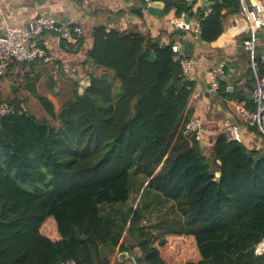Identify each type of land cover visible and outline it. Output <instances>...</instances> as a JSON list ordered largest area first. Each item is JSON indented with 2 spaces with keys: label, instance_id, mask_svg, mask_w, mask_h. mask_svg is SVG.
Here are the masks:
<instances>
[{
  "label": "trees",
  "instance_id": "1",
  "mask_svg": "<svg viewBox=\"0 0 264 264\" xmlns=\"http://www.w3.org/2000/svg\"><path fill=\"white\" fill-rule=\"evenodd\" d=\"M163 2L177 18L192 16L188 0ZM209 8L199 21L206 45L241 5L210 0ZM91 37L85 61L111 70L117 90L88 74L90 85L80 94L75 83L60 110L33 90L59 127L19 98L6 102L18 112L0 120V264H112L118 249L132 254L126 229L137 236L138 264H264L255 253L264 240V152L221 132L207 158L184 133L195 83L182 76L174 42L104 26ZM244 77V86L254 85L250 67ZM223 78L217 99L253 109Z\"/></svg>",
  "mask_w": 264,
  "mask_h": 264
},
{
  "label": "crops",
  "instance_id": "2",
  "mask_svg": "<svg viewBox=\"0 0 264 264\" xmlns=\"http://www.w3.org/2000/svg\"><path fill=\"white\" fill-rule=\"evenodd\" d=\"M188 1L193 8L190 23L195 26L199 24L197 14L201 12L205 0ZM0 5L2 11L0 14V35H5L6 29L21 34L25 30H29L36 20L46 17L56 20L68 29L81 28L83 30L82 37L85 38L81 51L69 53L70 44L74 45L76 42L58 44L54 33L45 32L38 38V41L46 48L52 61L48 63L28 62L22 67L16 62H12L6 73L0 77V99L2 101L9 102L14 98H19L27 112L31 113L30 107L36 108L39 112L37 107L40 105L36 103L37 99L31 94L33 90L37 89L41 95L48 97L46 94L50 93V90L57 93L59 87L68 82V76L74 77L73 79L77 83L76 88L79 89L80 84L77 79L83 80L89 76L88 74L96 78L108 79L112 83L113 89L117 90L120 84L115 80L111 70L96 68L85 61L86 53L93 45L92 30L97 26H104L107 30L138 31L160 45L181 41L183 48L189 46V57L194 58L196 63L188 78L195 83L188 110L193 111V119L203 123V143L200 144L207 158L212 153L217 135L232 124L242 127L243 144L248 149L264 152V139L246 128L238 116L237 104L247 106L246 101L218 100L217 94L210 90L207 78L208 70L219 64H225L223 79L228 83V91L230 88L234 92L246 87L243 84L247 80L244 73L250 67L248 56L240 46L242 37L236 36L233 31V28L241 23L239 14L228 18L224 26V33L216 41V44L206 45L194 32H180L181 30L171 23L177 18L174 10L167 12L165 8V16L162 18L146 12L143 16L135 14L133 10L136 7L144 6L142 0H138L136 3L134 0H131L130 3L124 0H0ZM41 69H48V72H45L48 74L46 77L37 73ZM27 84H30L31 87H28ZM48 98L57 108L53 99ZM142 224L145 222L141 223V226ZM130 234L132 233H128L126 229L122 242L127 248L133 250L132 254L128 251L121 252L118 249L111 257L112 264H133L130 257L141 256V252L136 246L137 236ZM125 253L129 255L128 259H120V256Z\"/></svg>",
  "mask_w": 264,
  "mask_h": 264
},
{
  "label": "built area",
  "instance_id": "3",
  "mask_svg": "<svg viewBox=\"0 0 264 264\" xmlns=\"http://www.w3.org/2000/svg\"><path fill=\"white\" fill-rule=\"evenodd\" d=\"M239 1L241 5L239 13L241 23L235 26L233 31L236 36L242 37L240 46L248 56L249 66L253 73L252 103L254 108L250 109L246 105L239 103L236 109L246 128H257L264 139V76L259 77L258 75L259 65H264V40L256 38L259 33L264 36V0ZM151 4L152 0H143L144 6ZM210 13L211 9L208 7L204 15ZM185 18L186 15L183 14L181 17L172 20L171 23L181 31H192L199 36L201 33L200 25L192 26L190 22L187 23L185 21ZM6 30L5 35H0V77L6 73L12 62H51V56L48 55L46 48L38 41V38L45 32L54 33L58 44L63 41L69 43L77 42L83 36L81 28L68 29L56 20L46 17L36 20L29 30H25L21 34H16L10 29ZM172 50L175 53V61L180 64L182 76L188 79L195 66V59L185 55L181 41H176L172 46ZM225 68V64H219L207 72L210 90L216 94L220 89V81L225 73ZM17 112L18 109L14 105L0 101V120ZM184 133L186 135H194L197 141L203 143L204 126L200 120L192 119L186 125ZM223 133L229 141L244 143L243 129L238 124L229 125ZM255 253L264 257V240L256 246ZM130 259L133 264H138L134 256H131ZM68 264L75 263L69 262Z\"/></svg>",
  "mask_w": 264,
  "mask_h": 264
},
{
  "label": "water",
  "instance_id": "4",
  "mask_svg": "<svg viewBox=\"0 0 264 264\" xmlns=\"http://www.w3.org/2000/svg\"><path fill=\"white\" fill-rule=\"evenodd\" d=\"M124 1L127 2V3H130V2H131V0H124ZM137 1H138V0H134V3H136ZM189 6H191V3H190ZM208 7H209V1H208V0H205L204 3L202 4L201 12L197 14V20H198V21H200V19L202 18V15L204 14L205 10H206ZM164 9H165V4H164L163 0H152V4H151V5H148V6H138V7H136V8L133 10V12H134L135 14L139 15V16H143V14L146 12L147 14H150V15H152V16H156V17H161V18H162V17L165 16ZM185 21H186L187 23H189V22H190V17L187 16V17L185 18ZM256 38H257V39H263V40H264V36H263L262 34H260V33L256 35ZM199 39H200V41H202L201 38H199ZM214 44H216V42L213 43V45H214ZM183 49H184V53H185V55H186V56H190L189 46H187L186 48H183ZM90 79H91L90 76L84 78L83 80L80 79V78L77 79L78 82L80 83V88H79V93H80V94H82V93L84 92V89L90 85V81H91ZM245 86H246V87H244V88H240V89H238V90L236 91V94H237L238 96L246 95V97H247L250 101H252V90H253V86H249V85H245ZM209 88H210V86H209ZM246 89H247L248 91H247ZM229 91L232 92L233 89L230 88ZM216 175H217L218 178L221 176L220 173H217ZM128 256H129V255H128L127 253L122 254V255L120 256V259H124V258H127V259H128Z\"/></svg>",
  "mask_w": 264,
  "mask_h": 264
},
{
  "label": "rangeland",
  "instance_id": "5",
  "mask_svg": "<svg viewBox=\"0 0 264 264\" xmlns=\"http://www.w3.org/2000/svg\"><path fill=\"white\" fill-rule=\"evenodd\" d=\"M45 72H48V69H41L39 70L37 73H39L40 75L43 76H47L48 74H45ZM68 82L66 84H63L61 87H59L60 89L58 90L57 93H55L53 90H50V93H47L46 95L48 97H50L51 99H53V101L55 102L56 106H57V110H60L62 107V104L67 101L69 98L72 97L73 95V88L75 85V81H74V77L73 76H68L67 77ZM80 84V83H79ZM28 87H31L30 84H27ZM56 90V88H55ZM52 96V97H51ZM36 103H38L40 106L37 107L38 111L36 110V108L34 107H30L31 110V114L33 113L34 116H36L37 118H45L48 119L50 122L51 120L49 119L48 115L45 113L44 107L40 104L39 101L36 100ZM52 125L59 127V123H52Z\"/></svg>",
  "mask_w": 264,
  "mask_h": 264
}]
</instances>
